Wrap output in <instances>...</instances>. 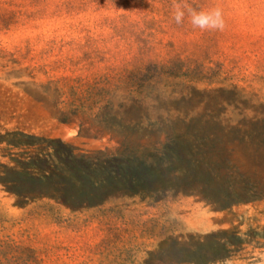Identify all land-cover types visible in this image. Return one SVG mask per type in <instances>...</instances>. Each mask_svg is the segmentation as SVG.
Returning <instances> with one entry per match:
<instances>
[{"label": "rangeland", "instance_id": "rangeland-1", "mask_svg": "<svg viewBox=\"0 0 264 264\" xmlns=\"http://www.w3.org/2000/svg\"><path fill=\"white\" fill-rule=\"evenodd\" d=\"M214 1L224 29L181 36L203 54V79L161 77L129 100L118 93L111 106L102 90L113 87L119 63L76 58L88 36L123 43L113 26H95L99 12L0 31L4 264H264V142L215 138L264 115V0ZM53 38L62 44L43 52ZM192 128L211 138L198 141ZM176 135L212 182L163 199L112 191L77 209L8 190L16 160L51 152V141L77 157L153 163Z\"/></svg>", "mask_w": 264, "mask_h": 264}, {"label": "trees", "instance_id": "trees-1", "mask_svg": "<svg viewBox=\"0 0 264 264\" xmlns=\"http://www.w3.org/2000/svg\"><path fill=\"white\" fill-rule=\"evenodd\" d=\"M177 5L185 12L181 24L173 19ZM212 8H216L214 0H0V31L33 26L46 18L99 12L95 26H113L118 41L123 43L101 46L104 38L88 36L77 48L82 52L76 58L97 64L119 63L113 87L102 90L107 106H111L118 93L121 99L129 100L145 93L161 77L202 80L206 74L202 63L205 58L195 50H187L181 36L193 29L190 10ZM108 11H113V15L105 14ZM58 44L62 43L56 38L47 39L43 52H53ZM33 45L27 41L26 54ZM252 121L249 128L232 126L215 138L264 142V115H257ZM201 131L192 128L188 132L200 142L211 138L208 131ZM180 144L176 135L165 146L166 154L148 163L145 158L77 157L60 142L51 141V152L16 160L17 168L9 171L13 186L8 190L29 198L59 199L73 209L94 206L99 194L112 191L149 198L175 197L184 188L203 186L213 179L192 154L183 153ZM9 247L0 239V264L5 263Z\"/></svg>", "mask_w": 264, "mask_h": 264}, {"label": "clouds", "instance_id": "clouds-1", "mask_svg": "<svg viewBox=\"0 0 264 264\" xmlns=\"http://www.w3.org/2000/svg\"><path fill=\"white\" fill-rule=\"evenodd\" d=\"M190 22L194 28L201 30H223L225 20L221 8L216 7L209 10L195 11L190 10ZM185 16L184 10L177 5L173 14V19L176 24H181Z\"/></svg>", "mask_w": 264, "mask_h": 264}]
</instances>
